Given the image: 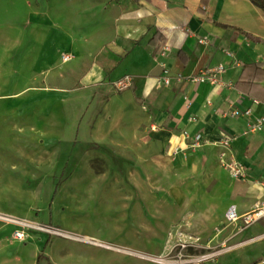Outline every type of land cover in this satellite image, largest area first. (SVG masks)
<instances>
[{
  "label": "rangeland",
  "instance_id": "1",
  "mask_svg": "<svg viewBox=\"0 0 264 264\" xmlns=\"http://www.w3.org/2000/svg\"><path fill=\"white\" fill-rule=\"evenodd\" d=\"M44 1L0 0V264H171L196 240L202 255L210 212L252 202L251 180L202 144L112 141L124 116L85 112L80 126Z\"/></svg>",
  "mask_w": 264,
  "mask_h": 264
},
{
  "label": "crops",
  "instance_id": "2",
  "mask_svg": "<svg viewBox=\"0 0 264 264\" xmlns=\"http://www.w3.org/2000/svg\"><path fill=\"white\" fill-rule=\"evenodd\" d=\"M40 9L55 53L71 63L59 79H71L80 126L85 112L117 116L112 125L124 116L126 130L111 132L112 141L146 131L151 141L181 148L200 136L211 158L223 154L248 168L254 200L217 202L221 209L210 212L200 253L213 256L207 264L263 261L264 222L243 227L226 213L235 206L244 215L264 201V129L243 135L247 122L264 113V11L250 0H45ZM164 46L170 51L162 57ZM162 64L168 87L158 86ZM220 66L224 71L214 73ZM127 75L132 86L118 94L113 84ZM201 75L217 82L194 80ZM251 107L250 117L231 115Z\"/></svg>",
  "mask_w": 264,
  "mask_h": 264
},
{
  "label": "built area",
  "instance_id": "3",
  "mask_svg": "<svg viewBox=\"0 0 264 264\" xmlns=\"http://www.w3.org/2000/svg\"><path fill=\"white\" fill-rule=\"evenodd\" d=\"M202 43H205V41H201ZM170 51V48L168 46H164L160 49V56L165 57L167 53ZM70 57L68 55L63 57L64 61H68ZM162 75L158 79V86L168 87L170 86L171 78L169 76V71L165 67L164 64H162ZM224 71L223 66L218 67L214 73H221ZM195 81L204 82L205 80H209L211 82L216 83L217 79L214 76L207 77L205 75H201L199 77H196L194 79ZM181 81V78L179 79ZM114 89L117 92H123L128 90L132 86V78L130 76H125L121 78L120 80L116 81L114 84ZM254 105H258V101H254ZM253 113V107L248 108L246 110L240 111V110H233L231 112L232 117L239 118V117H250ZM264 129V113L258 116L254 120H249L246 124V128L243 131V135H251V134H257L259 132H262ZM196 142L192 144V146L196 147L201 145L200 144V136L195 138ZM229 169L233 173V175L236 178H246L248 176V168L239 162L231 161L228 165ZM226 219L229 223H237L242 222L243 227L251 226L257 222H264V201L259 202L253 210L250 212L240 215L238 212V209L235 206H231L227 213H226ZM22 226V229L16 230L14 232V236L16 239H20L22 241H25L27 238V230L29 229L28 224L25 223H18ZM199 243V242H198ZM197 240L196 242H184L183 244H180L178 248V252L174 256V261H171L169 263L171 264H207L209 261L212 260L213 256H207V255H197L193 254V250L198 248ZM254 264H264V260L254 263Z\"/></svg>",
  "mask_w": 264,
  "mask_h": 264
},
{
  "label": "trees",
  "instance_id": "4",
  "mask_svg": "<svg viewBox=\"0 0 264 264\" xmlns=\"http://www.w3.org/2000/svg\"><path fill=\"white\" fill-rule=\"evenodd\" d=\"M252 4L264 11V0H250ZM154 38L151 42H153Z\"/></svg>",
  "mask_w": 264,
  "mask_h": 264
},
{
  "label": "bare ground",
  "instance_id": "5",
  "mask_svg": "<svg viewBox=\"0 0 264 264\" xmlns=\"http://www.w3.org/2000/svg\"><path fill=\"white\" fill-rule=\"evenodd\" d=\"M107 247V246H106Z\"/></svg>",
  "mask_w": 264,
  "mask_h": 264
}]
</instances>
